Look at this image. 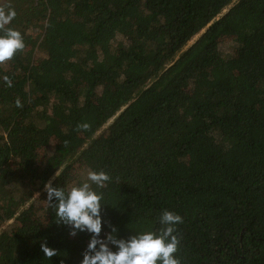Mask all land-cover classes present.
<instances>
[{
    "label": "trees",
    "instance_id": "16d2710c",
    "mask_svg": "<svg viewBox=\"0 0 264 264\" xmlns=\"http://www.w3.org/2000/svg\"><path fill=\"white\" fill-rule=\"evenodd\" d=\"M0 5L25 42L0 64V264H81L91 234L56 223L44 185L88 170L110 176L91 185L99 239L159 232L168 210L181 264H264V0Z\"/></svg>",
    "mask_w": 264,
    "mask_h": 264
},
{
    "label": "clouds",
    "instance_id": "9594fccd",
    "mask_svg": "<svg viewBox=\"0 0 264 264\" xmlns=\"http://www.w3.org/2000/svg\"><path fill=\"white\" fill-rule=\"evenodd\" d=\"M15 17V9L0 5V64L12 60L18 52H23L25 49L23 35L17 30L6 27ZM4 80L8 86H11L7 76ZM15 104L18 108L23 106L19 99ZM90 127L88 123H80L75 130L87 131ZM87 180L91 184L84 182L79 186H72L67 193L62 188L54 187L52 180L44 185L46 201L55 209L56 223L70 226L72 231L69 235L73 237L76 236L77 231L91 234L87 249L82 253L81 264H181V259L176 256L180 238L175 226L183 220L180 215L172 211L162 212L159 222L163 227L159 232L146 231L124 240L117 239V230L112 228L105 239H99L102 230L103 195L93 190L91 185L104 188L110 176L103 170L99 172L88 170ZM53 200L56 202L53 203ZM109 245L115 246L117 250L112 251ZM40 250L47 259L58 254L55 249L47 246L46 240L40 242Z\"/></svg>",
    "mask_w": 264,
    "mask_h": 264
},
{
    "label": "rangeland",
    "instance_id": "374dc122",
    "mask_svg": "<svg viewBox=\"0 0 264 264\" xmlns=\"http://www.w3.org/2000/svg\"><path fill=\"white\" fill-rule=\"evenodd\" d=\"M233 48H234L233 42L230 38H225V37L221 38V40H220V51L219 52L222 56H226L228 54H231L233 51ZM39 59H40V57H36L37 61ZM44 155H45L44 150H40L39 151V158L40 159L43 158ZM84 171L85 170H83L82 167L77 163L74 165V167L72 168V171L69 173L70 178H74V180H75L76 179L75 177H77V175H79V174H81L80 176L84 177L86 175V174H84Z\"/></svg>",
    "mask_w": 264,
    "mask_h": 264
}]
</instances>
